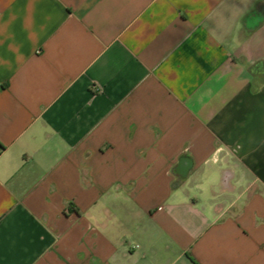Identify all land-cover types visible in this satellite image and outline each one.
<instances>
[{"label": "crops", "instance_id": "obj_1", "mask_svg": "<svg viewBox=\"0 0 264 264\" xmlns=\"http://www.w3.org/2000/svg\"><path fill=\"white\" fill-rule=\"evenodd\" d=\"M0 264H264V0H0Z\"/></svg>", "mask_w": 264, "mask_h": 264}]
</instances>
